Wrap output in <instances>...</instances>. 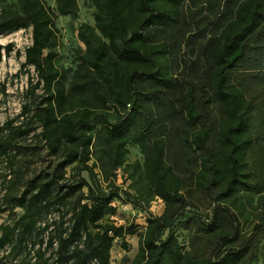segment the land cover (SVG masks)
<instances>
[{
	"label": "trees",
	"instance_id": "16d2710c",
	"mask_svg": "<svg viewBox=\"0 0 264 264\" xmlns=\"http://www.w3.org/2000/svg\"><path fill=\"white\" fill-rule=\"evenodd\" d=\"M91 1L94 25L79 27L85 50L71 82L55 66L52 49L55 20L75 19L77 0H55L54 9L43 0H20L19 13L0 21V34L31 27L21 67H32L37 81L29 82L31 99L22 113H32L29 124L39 122L48 152H63L11 198L22 214L3 228L0 248L12 244L19 253L37 241L53 251L52 264H110L113 241L138 230L134 223L116 226L109 220L116 214L112 203L143 211L159 198L164 210L144 218L135 264H240L264 238V223L254 224L240 241L238 231H222L223 223L233 227L238 219L220 203L248 194L264 209V91L254 92L256 78L248 74L260 69L264 56V0H233L220 34L201 49L203 73L180 81L168 73L166 56L184 0ZM2 51L8 56L13 45H0V59ZM88 88L104 91L97 99H109L112 121L91 109ZM10 124L0 126V157L32 131ZM129 144L139 147L143 161L131 165L134 177L122 192L125 198L116 187L104 192L81 176L65 178L73 164L90 175L97 165L104 175L119 170ZM198 191L211 203L205 213L191 200ZM51 210L58 221L41 224ZM192 218L200 232H220L209 254L185 250L177 239L175 230Z\"/></svg>",
	"mask_w": 264,
	"mask_h": 264
},
{
	"label": "rangeland",
	"instance_id": "374dc122",
	"mask_svg": "<svg viewBox=\"0 0 264 264\" xmlns=\"http://www.w3.org/2000/svg\"><path fill=\"white\" fill-rule=\"evenodd\" d=\"M51 8H55V0H43ZM78 13L75 19L70 16H59L55 22L57 29V41L52 51L55 54L54 64L71 82L79 59L85 47L78 39V30L81 24L94 25V7L91 0H77ZM20 0H0V21L19 13ZM233 0H216L213 5L205 0L196 3L184 0L179 11L178 23L169 33L172 39L168 42L167 70L177 80L191 79L195 75L203 73L204 66L200 60L201 49L210 37L220 34V27L225 25L226 19L231 16L230 10ZM97 34H99L96 31ZM8 43L13 45V51L6 56L1 52L0 59V126L11 122L10 128L20 126L32 128L31 132L22 138H16V146L7 152L6 156L0 157V236L6 225L12 226L22 214V210L16 208L11 198L19 196L29 180L36 175L48 172L58 161L62 159L63 152L56 155L48 152L40 137L39 122H26L32 113H22L23 107L30 102L29 82L34 84L37 76L32 67L22 68L24 62V50L32 43L31 27L14 31L10 34H0V45ZM18 52V53H17ZM257 71H248L255 79L252 85L254 92L264 91V56H260ZM255 75L259 76L256 77ZM68 86V85H67ZM100 88V87H99ZM88 88L85 99L91 105L96 114H108L109 120L115 117L111 109L109 99L104 97V102L97 99V95H104L102 89ZM36 95L41 93V88L35 90ZM96 125L95 127H97ZM7 131L3 133V138ZM69 148V147H67ZM95 147L92 149L94 151ZM128 153L125 156L124 165L117 171L106 175L100 174L98 165L93 168L92 175L88 170L79 171L76 164L66 168L65 178L73 181L78 176L85 178L94 186L97 183L99 190L109 192L111 187L120 190V195L128 190V185L134 177L131 165L135 162L142 163L143 156L139 147L135 144L127 146ZM93 164V160L88 163ZM97 176V177H94ZM86 192V189H84ZM191 200L202 212L209 211L210 200L201 192H194ZM233 202V201H232ZM220 203L228 207L237 216L233 227L223 223L222 231L233 234L238 231L239 240L248 237L252 226L256 223H264V209L259 208L257 196L242 194L237 202ZM112 206L116 207V214L109 218L116 226L134 223L138 226L135 235H126L123 239H115L110 249V264H135L138 254L139 235L144 231L145 220L149 212L158 216L164 210V203L159 198L149 204V210L140 211L132 208L124 202L115 200ZM69 218V215L68 217ZM58 221V213L51 210L45 214L40 223L52 224ZM235 226V227H234ZM235 228V229H234ZM178 241L185 250L193 247L197 253L209 254L218 242L219 231L211 234L200 232L196 220L189 219L187 224L175 230ZM122 242H124L122 244ZM238 241L233 245H237ZM12 244L0 248V264H52L54 261L53 251L46 250L44 244L37 241L34 245L26 244L19 253ZM264 263V238L257 243L250 255H246L240 264H263ZM89 264H95L90 262Z\"/></svg>",
	"mask_w": 264,
	"mask_h": 264
}]
</instances>
